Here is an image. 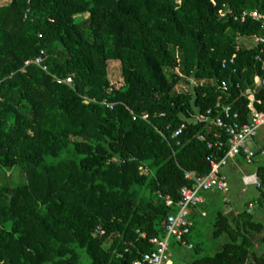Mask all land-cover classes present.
I'll list each match as a JSON object with an SVG mask.
<instances>
[{
    "label": "trees",
    "instance_id": "1",
    "mask_svg": "<svg viewBox=\"0 0 264 264\" xmlns=\"http://www.w3.org/2000/svg\"><path fill=\"white\" fill-rule=\"evenodd\" d=\"M253 10L264 13V0L0 6V170L22 167L27 174L26 184L0 185V264H134L155 249L151 239L166 235L167 216L176 210L167 197L179 200L191 184L185 173L208 174L209 157L227 150L209 148L213 132L198 116L223 95L239 121H248V88L264 111V86L254 79L264 75L257 58L264 59V44L251 41L264 28L253 17L235 19ZM42 48L50 71L72 76V84L26 65ZM110 60L121 61L120 85L109 78ZM183 80L192 91H176ZM132 112L150 118L135 120ZM259 176L264 185V166ZM212 236L226 240L192 264H264V222L248 206L237 213L218 208Z\"/></svg>",
    "mask_w": 264,
    "mask_h": 264
},
{
    "label": "built area",
    "instance_id": "2",
    "mask_svg": "<svg viewBox=\"0 0 264 264\" xmlns=\"http://www.w3.org/2000/svg\"><path fill=\"white\" fill-rule=\"evenodd\" d=\"M229 13H233L231 10ZM228 12H223L225 16ZM248 17L260 21L264 28V13L259 10L244 11L241 16H235V19H240L242 22L246 21ZM40 37H43L40 34ZM253 44H264V34L254 35L251 38ZM48 53L45 48L40 50V53L33 60L26 61V65L35 64L39 66L45 72L51 74L54 81L58 84H72L73 77L66 76L61 77L50 71L48 64ZM259 61H262V69L264 70V59L262 56L257 57ZM235 55L232 57L230 63H234ZM227 60L223 61V67H226ZM255 84L258 87L264 86V75L255 76ZM221 89L225 92L229 90V85L226 81L222 82ZM256 89L248 88L246 95L248 96L250 115L246 122H240V114L233 110V107L229 104H223V95L217 100L215 107L208 109L206 112L198 116V120L206 123L212 130L213 140L209 143L210 149L225 150V155L219 157L213 153L209 157L211 170L206 175H198L195 172L187 171L185 177L191 182L190 185H185L181 189V198L174 201L170 196L167 197V206L175 207V211L171 212L167 216L165 223L166 235L162 238L153 237L151 242L155 245V249L144 253L140 258L134 261V264H172L171 253L169 252L170 239L174 237L177 241H180L183 245L193 248V243H190L186 237L192 233L194 225L191 217L194 208L199 207L204 203V193L217 190L226 194L225 201L230 202L228 194L230 193V184L227 175L223 169L228 165L231 158L242 156L249 163H253L258 155L264 156V150L256 151L250 146V142L255 139L260 130L264 129V111L259 110L256 107V102L261 103L255 96ZM105 104L111 109L114 108L115 103L104 101ZM133 114V119L138 117L148 120L150 118L149 113H143L142 115ZM163 115V114H162ZM185 124H182L177 129L173 137H177L182 133L185 128ZM200 139L204 140L205 136L201 135ZM247 177L245 182L256 183L258 187L261 183L257 181V178ZM205 215V213H203ZM104 231H101L103 233ZM145 236V234L143 235Z\"/></svg>",
    "mask_w": 264,
    "mask_h": 264
},
{
    "label": "rangeland",
    "instance_id": "3",
    "mask_svg": "<svg viewBox=\"0 0 264 264\" xmlns=\"http://www.w3.org/2000/svg\"><path fill=\"white\" fill-rule=\"evenodd\" d=\"M241 40V39H240ZM244 42L243 40H241ZM247 45H251V41L246 40ZM250 42V43H249ZM175 53L179 57V59L183 60V52L177 48H174ZM109 78L114 85H120L124 82L123 73H122V65L120 63H109ZM180 72L184 75V65H182ZM166 73L169 76L173 75L172 69H166ZM198 79H192V84L196 85L198 83H202ZM177 92H189L192 91V85L183 80L177 87ZM243 170H252V165L247 162L243 165ZM227 173L231 174V181L233 184V190L245 188L241 183V173L240 171H232L231 167L226 169ZM27 183V174L22 167H15L13 169H4L0 170V185L1 186H17ZM242 186V187H241ZM240 187V188H239ZM246 192L244 193L246 197H257L258 191L255 187H246ZM238 200H240L238 198ZM232 203V204H231ZM229 204H225L221 202L216 207H208L206 210L207 216H196L195 227L191 233V242L200 247L199 251L196 249L189 248L187 246L181 245L174 237L170 239L169 252L171 253V259L173 260V264H192L194 259L206 255H213L221 246V244L226 240V237L223 236L219 239H214L212 236L213 223L215 221V214L218 208L225 210L226 212H230L233 209L240 208L244 209L245 204L242 201L234 200ZM256 220L262 221V217L264 218V210L260 206H256L255 211Z\"/></svg>",
    "mask_w": 264,
    "mask_h": 264
},
{
    "label": "crops",
    "instance_id": "4",
    "mask_svg": "<svg viewBox=\"0 0 264 264\" xmlns=\"http://www.w3.org/2000/svg\"><path fill=\"white\" fill-rule=\"evenodd\" d=\"M12 1L13 0H0V6L9 5V4H11ZM110 62H113V63L117 62V63L121 64V61H119V60H110ZM250 146L258 152L261 150H264V129H261L258 136L250 142ZM245 162L252 165V170L247 171V170L242 169ZM261 166H264V156H262V155H258V157L255 158L253 163H249L242 156H237V157L231 158L229 160L228 165L223 169V171L227 175L228 181L230 184L231 190H230V193L228 194V197L230 198L231 202H233L234 200L242 201V202H244L245 207L248 206L254 212L256 211V206H260L264 210V205L258 204L259 197L261 194V190H264V185H262V183H263L262 179L259 176V168ZM230 167H231L232 171H235V172L238 170L240 171L241 183H242L243 187H245V188L246 187H255L256 188V190L258 191L257 197H250V198L246 197L244 193L246 192L247 189H245V188L233 190V184L231 181V174L227 173V171H226V169L230 168ZM250 176L253 177L254 179L257 178V181H259L261 183V186L258 187L257 184L254 182L247 184L245 182V178L250 177ZM204 197H205V201L203 204L208 203L210 205V207H215L218 204H220L221 202L226 203V201H225L226 194L219 192L217 190H212V191L204 193ZM238 198L240 200H238ZM233 210L237 213L241 209L238 207V208L233 209ZM203 213L206 214V209L204 208V205H202V206L200 205L199 207L196 208L195 217L199 216V215L204 216ZM262 219H263L262 221L264 222L263 217H262ZM172 264H173V260H172Z\"/></svg>",
    "mask_w": 264,
    "mask_h": 264
}]
</instances>
